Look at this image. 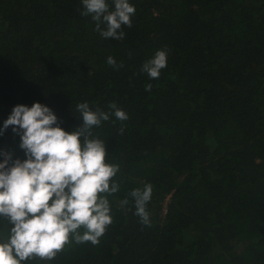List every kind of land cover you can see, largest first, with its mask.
Returning <instances> with one entry per match:
<instances>
[{
  "label": "trees",
  "instance_id": "obj_1",
  "mask_svg": "<svg viewBox=\"0 0 264 264\" xmlns=\"http://www.w3.org/2000/svg\"><path fill=\"white\" fill-rule=\"evenodd\" d=\"M129 2L132 27L116 40L81 0H0V129L40 102L71 132L88 102L109 113L92 138L120 168L100 243L24 264H264V0ZM162 49L167 67L151 79L142 65ZM19 144L11 127L0 136L13 160L27 158ZM148 183L145 225L130 192ZM10 227L0 218V239Z\"/></svg>",
  "mask_w": 264,
  "mask_h": 264
},
{
  "label": "clouds",
  "instance_id": "obj_2",
  "mask_svg": "<svg viewBox=\"0 0 264 264\" xmlns=\"http://www.w3.org/2000/svg\"><path fill=\"white\" fill-rule=\"evenodd\" d=\"M81 2V16H91L105 39L122 40V26L132 27L136 8L129 0H112L111 9L108 0ZM167 61L168 50H158L141 71L151 79H159ZM107 64L123 67L112 56L107 58ZM151 87L148 84L146 90ZM110 108L115 109L116 119L129 118L115 104ZM76 111L83 124L69 132L60 126L57 115L47 105L21 104L12 109L0 129L2 136L12 128L27 157L13 160L14 153L0 152L4 157L0 162V218L11 225L9 234L0 239V264H24L37 258L50 261L72 240L98 245L113 223L108 196L119 191L114 177L120 168L107 162L105 142L92 138L91 132L110 116L99 108L93 110L88 102L79 103ZM152 193L150 183L130 192L135 214L145 225L150 223L146 205ZM122 203L127 204V199ZM80 229L84 230L82 234Z\"/></svg>",
  "mask_w": 264,
  "mask_h": 264
}]
</instances>
